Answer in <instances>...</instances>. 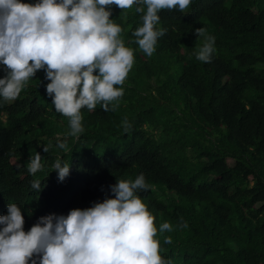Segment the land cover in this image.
I'll return each mask as SVG.
<instances>
[{
	"label": "trees",
	"instance_id": "16d2710c",
	"mask_svg": "<svg viewBox=\"0 0 264 264\" xmlns=\"http://www.w3.org/2000/svg\"><path fill=\"white\" fill-rule=\"evenodd\" d=\"M158 15L155 28L166 32L147 56L133 36L143 13L112 6L134 64L109 111L81 110L78 137L55 112L43 70L17 99H0V215L17 204L27 232L40 217L112 198L109 185L143 173L148 188L137 194L155 217L164 260L264 264V0H192ZM208 36L215 53L204 63L196 53ZM35 152L44 158L32 174ZM58 159L70 164L63 182ZM165 222L171 231H160Z\"/></svg>",
	"mask_w": 264,
	"mask_h": 264
},
{
	"label": "clouds",
	"instance_id": "9594fccd",
	"mask_svg": "<svg viewBox=\"0 0 264 264\" xmlns=\"http://www.w3.org/2000/svg\"><path fill=\"white\" fill-rule=\"evenodd\" d=\"M192 0H0V99L14 101L26 82L36 75L45 85L56 113L69 117V133L84 132L81 110L103 111L118 100L134 64V51L121 38L122 27L113 22L112 6L143 13L142 26L133 36L139 48L151 56L166 30H156L163 9L183 11ZM146 7V11H145ZM197 28V39L204 35ZM215 53V37L208 36L196 59L210 63ZM30 94H28L29 96ZM125 132L131 127L125 122ZM63 148L64 143L57 145ZM48 148L43 146V152ZM39 152L30 159L29 172L42 168ZM58 182L70 173V164L58 159L54 164ZM31 188L40 193L41 181ZM141 173L134 181L109 185L112 198L92 206L72 209L67 215L40 217L26 232L22 208L7 204L0 215V264H170L155 239V217L137 194L147 190ZM187 226L186 224L184 225ZM170 223L160 231H171ZM171 243V237L165 238Z\"/></svg>",
	"mask_w": 264,
	"mask_h": 264
}]
</instances>
